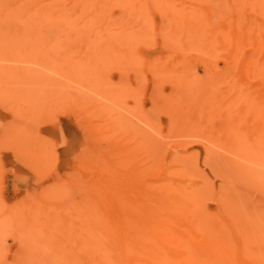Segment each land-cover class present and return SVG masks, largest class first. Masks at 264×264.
Here are the masks:
<instances>
[{
    "label": "rangeland",
    "instance_id": "obj_1",
    "mask_svg": "<svg viewBox=\"0 0 264 264\" xmlns=\"http://www.w3.org/2000/svg\"><path fill=\"white\" fill-rule=\"evenodd\" d=\"M89 1L105 8L111 20L115 18L114 24L109 21L112 23L109 29L120 31L127 21V27H123L128 28L127 31L115 30L116 36L109 33L108 37V33L103 32L108 28L94 34L89 31V36L87 29L83 32L82 28L81 32V26L71 27V30L66 14H74L75 19L81 3V9L86 13L80 12V16L94 11L86 0H0V264L88 263L90 259L83 251L84 243L98 238L91 235L99 230L97 219L100 217L103 225L114 228L123 225V216L127 213L132 218L128 220L126 216V223L143 226L140 219L145 212L142 202L146 198L141 189L154 188L165 178L164 173H170L171 183L180 187H176V191L188 194L183 196L190 205L184 202L181 192L173 195L176 191L173 189L175 184H172L169 191L177 201H172L175 214L190 216L196 227L204 231L203 240L193 243L196 263L228 264L231 258L229 251L233 247L229 241L232 239L227 241L230 248L226 249L227 252L222 250L223 253H217L208 240L214 239L215 233L217 236L218 227L229 236V222L233 223L234 229L241 228L242 235L248 236L244 239L245 245L244 242L239 243L241 238L237 236L232 251L235 261L245 256L252 264H264V160L255 157L247 161L231 154L234 151L237 155H244L250 146L249 141L259 132L262 134L258 142L264 146L260 120H264L263 30L262 39L257 35H260L258 28L261 30L264 26V16L261 15L264 3L262 0ZM87 7L89 10H85ZM110 9H113L111 14L108 13ZM130 10H136V13L140 10L139 15L133 12L129 17ZM145 11L150 18L145 19ZM185 11L196 14L195 19L205 21L204 25L207 21L206 25H209L205 27L207 33L205 41L200 44L203 47L199 45L201 48L198 46L200 32L197 31L204 27L198 19L197 25L194 24L192 15L189 20L194 23L188 20V16L180 20L179 17L185 15L181 16L179 12ZM173 13L178 15L172 18ZM117 18L128 20H122L116 28ZM170 18L174 19V25L169 26ZM149 19L154 24L150 23L154 31L148 25L151 32L146 24ZM76 20L75 23H81L84 19ZM139 20L140 26L141 23L144 25L142 30L146 27L149 37H152L147 40L149 42L145 39L147 43L143 40L147 37L146 30L143 31L145 35L143 32L139 35H144L142 39L138 38V33L135 34L141 30ZM210 25L219 29L214 31L213 28V34ZM176 26L187 30L184 33L182 29L183 34L178 32L184 39L187 32L193 38L197 29L198 36L194 39L200 41L189 46L186 45L188 38L182 40L180 37L185 43L180 40L183 43L181 47L180 43L179 48L175 47L176 43L171 49L168 44H172L171 39L176 37ZM191 31L194 32L193 37ZM166 32L173 36L164 42ZM226 32L232 34L229 33L228 40ZM210 36L219 38L217 41L221 43L216 44ZM220 37H224L226 42ZM256 39L257 42L254 41ZM208 42L210 46L214 45L212 50L208 48ZM215 45L219 47L215 48ZM200 52L207 53L203 55ZM235 58L238 62L233 61ZM183 59L187 61L183 62ZM228 107L230 113H227ZM193 118H198L200 125L197 120L194 123ZM230 119L231 123L228 122ZM228 124H232L230 134L225 135L227 131L222 134L221 129L225 127L227 130ZM236 133L242 135L241 139H236L239 138ZM215 137L219 143H215ZM258 142L256 146L252 143L256 149ZM244 146H248L245 151ZM238 149L244 152L239 153ZM250 151L252 155H258L254 150ZM262 151L258 152L262 154L259 156L264 155V149ZM147 167L154 172H146ZM111 185L112 190L108 188ZM195 196L198 200L193 205ZM121 205L125 209L122 214V208L118 209ZM120 220L122 222H118ZM84 225L90 227L85 228ZM105 237L101 235L98 239L100 242L104 239L102 244L108 250L107 242L111 238L106 237V242ZM81 238L86 240L82 242ZM60 239H65V242ZM109 242L113 244L111 240ZM144 242L143 251L148 250L149 244L148 239L144 238ZM80 243L83 250L79 249ZM134 247L130 248L131 258H144ZM219 249H223L222 246ZM108 251L116 252L111 248ZM147 259L145 262L148 264ZM133 260L129 264H142L140 260L135 263Z\"/></svg>",
    "mask_w": 264,
    "mask_h": 264
},
{
    "label": "bare ground",
    "instance_id": "obj_2",
    "mask_svg": "<svg viewBox=\"0 0 264 264\" xmlns=\"http://www.w3.org/2000/svg\"><path fill=\"white\" fill-rule=\"evenodd\" d=\"M88 3H89V8H92L94 11H92L91 9V12H88V15H84L86 12L85 11H82V9H81V7H82V3L80 4V10L79 11H77L78 13H76L78 16L77 17H75V19H77V20H79V19H81V20H83L81 23H75V19H73V17L75 16L73 13V16L71 15V13L69 14H66L67 15V24H68V26H69V28L72 30V28L73 27H80L81 26V28H80V30L82 29V28H84V30H83V32L85 31V29H87L86 30V34L88 35V32L90 31V33H93L94 34V32H97L98 33V30H99V32H100V30L102 29H106V28H111L112 26H110V25H112V23L114 22V20H115V18L113 17L112 18V20H111V17H109L108 15H106V9L105 8H103V7H101L100 5H97V6H100V8H98L97 6H96V4L95 3H91V1H89V0H86ZM141 1V0H140ZM156 1V0H155ZM263 1V2H262ZM261 1V3H264V0H262ZM124 2H126V1H124ZM256 2V1H255ZM85 3V2H84ZM91 3V4H90ZM99 3V2H98ZM261 3H260V5H261ZM87 4V3H86ZM95 4V5H94ZM101 4V3H100ZM124 4V3H123ZM126 4V3H125ZM250 4V3H249ZM257 5H258V2L256 3ZM90 5H94V6H96L97 8H95L94 6L92 7V6H90ZM202 5V4H201ZM242 5V4H241ZM240 5V6H241ZM244 5V4H243ZM103 6V5H102ZM159 6V5H158ZM105 7V6H104ZM108 7V6H107ZM234 7H235V5H234ZM252 7H255V5L254 6H252ZM89 8L87 7V8H85V10L86 9H88L89 10ZM101 8H102V10H101ZM159 8V7H158ZM181 8V7H180ZM183 8V7H182ZM185 8V7H184ZM257 8H259V7H257ZM97 9V10H96ZM162 9V8H161ZM166 9V8H165ZM169 9V8H168ZM255 10H256V8H254ZM261 9V8H260ZM260 9H259V11L258 12H260ZM77 10V9H76ZM76 10H74V12H76ZM181 10V9H180ZM106 11V12H105ZM110 11H112L113 12V9L111 10H108V13H110ZM140 12V10H137V12ZM160 11V10H159ZM164 8H163V11H162V13H164ZM173 11V10H172ZM175 11V10H174ZM182 11V10H181ZM195 11V10H194ZM228 11H229V8H228ZM69 12V11H68ZM71 12V11H70ZM80 12L82 13H84L83 15H84V17L85 18H83V15H79L80 14ZM130 12L132 13H130L129 14V17H131L134 13H136V10L134 11V10H130ZM134 12V13H133ZM139 12L138 13H136V15H139ZM146 13V15H145V19L146 18H150V16H149V14L147 13V11H145ZM199 12V11H198ZM262 12L264 13V11H263V8H262ZM65 13H67V11H65ZM159 13V12H158ZM180 14H181V16L184 14L185 16L183 17H179L180 18V20L183 18H185L186 16H188V20H189V17L191 18V13L189 12H187V11H185V13L184 12H179ZM186 13L188 14V15H186ZM229 13V12H228ZM254 13V12H253ZM261 13V12H260ZM263 13L261 14L262 16H264L263 15ZM111 14V13H110ZM179 14V15H180ZM189 14H190V16H189ZM201 14H203V12L201 13ZM240 14V13H239ZM121 15V14H120ZM123 15V14H122ZM148 15V17H146ZM174 15H178L177 13L175 14V13H173V15H172V18H174L173 16ZM80 16V17H79ZM106 16H108V17H106ZM113 16V15H112ZM114 16H116V15H114ZM124 16V15H123ZM142 16V15H141ZM169 16V15H168ZM193 17H192V20L194 21V19H195V17L194 16H196L197 17V15L196 14H193L192 15ZM209 16V15H208ZM207 16V17H208ZM119 17V16H118ZM127 17V16H126ZM138 17V16H137ZM161 17V16H160ZM204 17L205 16H203V19H204ZM83 18V19H82ZM128 18V17H127ZM136 18V16L134 15V17H133V19H135ZM139 18V17H138ZM172 18H170L169 20V22H170V24L169 23H167V28H168V24H169V26L173 23V25H174V19L173 20H171ZM176 18V17H175ZM187 18V17H186ZM119 18H117V20H118ZM129 19V18H128ZM128 19H126V20H128ZM133 19H131V20H133ZM140 19V18H139ZM198 19V18H197ZM197 19H195V23L192 21H190L191 23H194V24H196V21H197ZM205 19H206V17H205ZM237 19H238V17H237ZM76 20V21H77ZM100 20H103V21H101V25H100ZM116 20V21H117ZM122 20H124V19H122ZM122 20H118L117 22H118V24H117V22L115 23V25H116V28H117V25H121V23L123 22ZM126 20H124V21H126ZM167 20V19H166ZM198 20H200L201 21V19H198ZM210 20H212V18L210 19ZM97 21H98V23H97ZM109 21H111L112 23L110 24V22ZM119 21H120V23H119ZM142 21H143V18H142ZM148 21H149V23H148ZM148 21H146V24H147V26L148 25H150V28H151V31H154L153 30V28H152V25L151 24H153V22L151 23V21H150V19L148 20ZM173 21V22H172ZM177 21H178V18H177ZM209 21V20H208ZM102 22L104 23L103 25H102ZM139 23V26H140V20L138 21ZM144 22H145V20H144ZM199 22V21H198ZM197 22V23H198ZM205 22V21H204ZM203 22V20L200 22V23H202V26L201 27H204V28H202L203 30H201V31H203V33H205V34H203L202 35V32L201 31H197V29L194 31L195 32V34H194V37H196L197 38V36H198V33L200 34V36H199V39L201 40H199L198 39V41H200V43L197 41V39L195 38L194 39V37H193V33L194 32H192V37L193 38H191V36H189V34H187L186 33V35H187V37L186 38H188V39H186V45H189L190 46V44L192 43V45H193V43L196 41V42H198V46L202 43V41H205V39H204V37L206 38V36H204V35H206V29H205V27L206 26H209V25H206V23H207V21H206V23H205V25L203 24L204 23ZM151 23V24H150ZM177 23V22H176ZM200 23H198V25L200 26ZM209 23L211 24L212 22L211 21H209ZM114 24V23H113ZM126 24H127V21H126V23L125 24H122V29H120V31L121 30H123V32L126 30V29H128V28H123L124 26L125 27H127L126 26ZM177 24H179V23H177ZM141 25H142V27L144 26L142 23H141ZM166 25V24H165ZM181 25L183 26V23H181ZM197 25V24H196ZM249 25V24H248ZM252 25V24H251ZM114 26V25H113ZM137 26V25H136ZM135 26V27H136ZM139 26H137L138 28H139ZM146 26V25H145ZM153 26H154V24H153ZM181 26V28H179V27H177L176 26V28L178 29V30H176V28H175V30L177 31V33L176 32H174V36L176 35V37L178 38H172V36L171 35H168V34H172V32H171V30H170V33H168V32H166L165 34H167V35H165L164 36V42H165V40H168L167 39V37H169V38H172L171 39V43L173 44H168V46H172V48L171 49H173V47H174V45H176V43H177V46H175V47H177V48H179V43H180V47H181V45L183 44V43H185V42H183L182 40H185L181 35L183 34V32L185 33L187 30H185V29H183L184 27H182ZM72 27V28H71ZM142 27L140 26V28H141V30H142ZM159 27V26H158ZM161 27H164V25L163 26H161ZM173 27V26H172ZM212 27V33H213V26L212 25H210V28ZM237 27V26H236ZM252 27V26H251ZM264 27V26H263ZM263 27H261V30H260V28H258V30L260 31V35L259 34H257L258 35V37H257V35H256V38H258V39H262L260 36H262L261 35V32H262V30H263V32L262 33H264V28ZM138 28H136V29H138ZM146 27H144V30H140L141 31V33H140V31L138 30V31H136V33L135 34H137L138 33V38L140 37L141 38V36H139L140 34H143L144 32L143 31H145L146 30V35H145V33H144V35L145 36H147V37H143L144 39V41H145V39H146V41L150 38H152V37H149V36H151V35H149L148 33H150L151 31H150V28H149V26H148V28H149V31L150 32H148L147 31V28L145 29ZM198 28H200V27H198ZM208 28V27H207ZM248 28H250L249 26H248ZM181 29V30H180ZM185 30V31H183V30ZM201 29V28H200ZM216 29H219V27L218 28H214V31L216 30ZM221 29V28H220ZM224 29V28H223ZM237 29H238V27H237ZM110 30L111 29H109V30H103V32H105V33H108L106 36H108L109 37V33H110V35L113 33L114 34V36H116L115 34L116 33H114V31L116 30V29H112L111 30V32H110ZM157 30V29H156ZM174 30V31H175ZM209 30V29H208ZM247 30V29H246ZM258 30H257V32H258ZM109 31V32H108ZM116 31H119V30H116ZM115 31V32H116ZM119 31V32H120ZM127 31V30H126ZM183 31V32H182ZM196 31L198 32V33H196ZM219 31V30H218ZM252 30L250 29V32H251ZM81 32H82V30H81ZM143 32V33H142ZM159 32H162V31H160L159 30ZM165 32V31H164ZM180 32H182V34H179ZM190 32V31H189ZM210 32V31H209ZM217 32V31H216ZM215 32V33H216ZM222 32V31H221ZM248 32H249V30H248ZM104 33V34H105ZM122 33V32H121ZM133 33V34H134ZM230 33V32H229ZM229 33H227L226 32V34H228L227 36H225V38H227V40H228V38H230L229 36L230 35H232L231 33H230V35H229ZM259 33V32H258ZM99 34H101V33H99ZM118 34V33H117ZM179 36H178V35ZM214 34V33H213ZM253 34V33H252ZM82 35V34H81ZM103 35V34H102ZM210 35H212V34H210ZM223 35V34H222ZM89 36V35H88ZM183 36H185V35H183ZM239 36V35H238ZM246 36V35H245ZM264 36V35H263ZM113 37V36H112ZM166 37V38H165ZM180 37L181 38H183L182 40L180 39ZM210 37H212L213 38V36H210ZM217 37V36H216ZM241 37V36H240ZM82 38V37H81ZM88 38H90V37H87V39ZM101 38V37H100ZM114 38V37H113ZM121 38V37H120ZM207 38H209V37H207ZM220 38H223L224 39V37H220ZM85 39V38H84ZM92 39V38H91ZM90 39V40H91ZM97 39V38H96ZM104 39V38H103ZM106 39H107V37H106ZM115 39H116V37H115ZM130 39V38H129ZM131 39H133L132 37H131ZM142 39V38H141ZM173 39H174V43H173ZM176 39V40H175ZM191 39V40H190ZM194 41H193V40ZM210 39V38H209ZM214 40H215V42H216V44H217V42H219V41H217V39H219V38H213ZM93 40V39H92ZM98 41H99V38L97 39ZM135 40V39H134ZM140 40V39H139ZM143 40H141V42H143ZM183 42H181V41ZM207 40V39H206ZM245 40V39H244ZM82 41V40H81ZM85 41V40H84ZM89 41V40H88ZM106 41V40H105ZM110 41V40H109ZM113 41H114V39H113ZM145 41V43H147V42H149V41H147L146 42ZM176 41H178V42H176ZM189 41H191L190 43H188ZM193 41V42H192ZM220 41H222V40H220ZM232 41H233V39H232ZM232 41H231V43H232ZM243 41V40H242ZM254 41H256L257 42V39L256 40H254ZM92 42V41H91ZM100 43H101V41H99ZM207 42V41H206ZM223 42L225 43L226 41H225V39L223 40ZM244 42V41H243ZM252 42V41H251ZM84 43V42H83ZM103 43H104V41H103ZM137 43H140L139 41H137ZM204 44H206L205 42H203ZM219 43H221V42H219ZM94 44V43H93ZM106 44V43H105ZM210 43L208 42V48L210 49V50H212L211 48H213L214 47V45L213 44H211V46L209 45ZM229 44V43H228ZM86 45H88V43L86 44ZM85 45V46H86ZM195 45V44H194ZM219 45V44H218ZM232 45V44H231ZM234 45V44H233ZM84 46V47H85ZM195 46H197V44L195 45ZM201 47H203L202 45H200ZM199 46V47H200ZM213 46V47H212ZM221 46V45H220ZM183 47V46H182ZM192 47V46H191ZM191 47H189V48H191ZM200 47V48H201ZM219 47V46H218ZM216 45H215V48H218ZM222 47V46H221ZM193 48V47H192ZM224 48V47H223ZM228 48V47H227ZM167 49H168V47H167ZM180 51L182 50L181 48L179 49ZM194 50V49H193ZM206 50V49H205ZM230 50V49H229ZM228 50V51H229ZM178 51V50H177ZM216 52H217V50H215ZM215 51H212V53L214 52V54H215ZM232 51V50H231ZM254 51V50H253ZM183 52H185V51H183ZM201 53V52H200ZM203 53V55L204 54H206L207 52H202ZM201 53V54H202ZM227 53V52H226ZM242 53V52H241ZM240 53V54H241ZM255 53V52H254ZM230 55H231V53H230ZM254 55H256V54H254ZM259 55V54H258ZM182 56V55H181ZM186 56H187V54H186ZM186 56H185V58H186ZM239 56V55H238ZM238 56H237V58H238ZM173 57V56H172ZM219 57V56H218ZM224 57H228V56H224ZM235 57V56H234ZM233 57V58H234ZM252 57V56H251ZM250 57V58H251ZM257 57H259V56H257ZM182 58H184V57H182ZM210 58V57H209ZM214 59L216 58V55L213 57ZM153 59V58H152ZM223 59V58H222ZM238 59H240V56H239V58ZM238 59H234L233 61H235L236 62V60H237V62H238ZM182 60V59H181ZM208 60V59H207ZM228 60H230V59H228ZM251 60L252 59H250V62H251ZM257 59H255V61H256ZM152 61V60H151ZM153 61H155V59L153 60ZM184 61H187V59H183V62ZM227 61V60H226ZM181 62V61H180ZM232 62V61H231ZM249 62V61H248ZM262 62V61H261ZM154 63V62H153ZM151 64V65H154V64ZM179 63V62H178ZM230 63V62H229ZM252 63V62H251ZM257 63V62H256ZM263 63V62H262ZM231 64V63H230ZM233 64V63H232ZM259 64V63H258ZM181 65V64H180ZM246 65V64H245ZM244 65V66H245ZM248 65H249V63H248ZM260 65V64H259ZM155 66H156V63H155ZM155 66H153V67H155ZM247 66V65H246ZM260 66H262V65H260ZM235 67V66H234ZM156 68V67H155ZM247 68H249V67H247ZM70 69V68H69ZM237 69V68H236ZM262 69H263V67H262ZM264 70V69H263ZM72 72V71H71ZM69 73V72H68ZM79 77V76H78ZM76 80V79H75ZM92 82V81H91ZM188 90V89H187ZM184 93V92H183ZM186 93V92H185ZM177 94V93H176ZM178 94H180V93H178ZM239 103V102H238ZM248 103V102H247ZM247 103L245 104V105H247ZM249 103H251L250 101H249ZM204 104V103H203ZM207 104V106L209 105L208 103H206ZM243 104V105H244ZM252 105H253V103H251ZM256 104V103H255ZM254 104V106L256 107L257 105H255ZM196 105V104H195ZM202 105V104H201ZM228 106H229V103L227 104ZM234 105V104H233ZM242 105V106H243ZM244 105V106H245ZM206 106V105H205ZM251 106V105H250ZM231 107V106H230ZM246 107H248V106H246ZM233 108V107H232ZM243 108V107H242ZM210 109V108H209ZM247 109V108H246ZM245 109V110H246ZM231 110V109H230ZM229 107H228V111L227 110H225V112L227 111V113H230L229 111ZM234 110V109H233ZM232 110V111H233ZM240 110V109H239ZM198 111H199V109H198ZM205 111V110H204ZM241 111V110H240ZM200 112V111H199ZM201 112H202V109H201ZM210 112V111H209ZM215 112V111H214ZM211 113V112H210ZM245 113V112H244ZM244 113H243V115H244ZM213 114V113H212ZM246 114H247V112H246ZM208 115V114H207ZM209 115H211V114H209ZM208 115V116H209ZM214 115V114H213ZM213 115H212V117H213ZM242 115V114H241ZM242 115V116H243ZM207 116V118H209L210 119V117H208ZM215 116V115H214ZM236 116V115H235ZM234 116V117H235ZM245 116H247L248 117V114L247 115H245ZM198 117H201V116H199L198 115ZM232 117V116H231ZM237 117V116H236ZM250 117V116H249ZM255 117H257V116H255ZM262 117V116H261ZM195 118V117H194ZM193 118V119H194ZM264 118V117H263ZM198 119V118H197ZM197 119H194V123H195V120H197ZM214 119V118H213ZM237 119V118H236ZM240 119V118H239ZM243 119H244V117H243ZM199 120H201V118H199ZM206 120V119H205ZM253 120H255L254 118H253ZM260 120H262L261 121V123H262V127H264V120L261 118ZM259 120V121H260ZM175 121V120H174ZM198 121V120H197ZM196 121V123H198ZM207 121V120H206ZM205 121V122H206ZM228 121V120H227ZM238 121V120H237ZM189 122V121H188ZM193 122V121H192ZM228 122H230L231 123V119H230V121H228ZM227 122V123H228ZM240 122V125H241V121H239ZM253 122H255V121H252V123ZM258 122V121H257ZM179 123H181V122H178V124ZM184 123H186V122H184ZM209 123H212V120L209 122ZM226 123V124H227ZM260 123V122H259ZM181 124H183V123H181ZM188 124H190V123H188ZM187 124V125H188ZM199 125H200V122L198 123ZM251 124V123H250ZM184 126L183 127H185V124H183ZM191 125V124H190ZM207 125V124H206ZM211 125V124H210ZM231 125L232 124H228V126L226 127L227 128V130L225 129V127H224V130L223 129H221L222 131H223V133H222V131H221V133L222 134H224V132H226L225 133V135L227 134V135H229L230 134V128L229 127H231ZM239 125V126H240ZM259 125H261V124H259ZM158 126V128H159V125H157ZM194 126V125H193ZM195 126H196V124H195ZM226 126V125H225ZM233 126H235V125H233ZM258 126V125H257ZM168 127V126H167ZM192 127V126H191ZM197 127H198V125H197ZM206 127V126H205ZM208 127V126H207ZM261 127V129L264 131V128H262ZM157 128V129H158ZM178 128V127H177ZM196 128V127H195ZM234 128H236V126L234 127ZM172 128H170V130H171ZM181 129H182V127H181ZM184 129H188V128H184ZM194 129V128H193ZM200 130H201V128H199ZM169 130V131H170ZM189 130H190V128H189ZM196 130V129H195ZM199 130V131H200ZM206 130V129H205ZM259 130V129H258ZM258 130H257V132H258ZM173 131H175V130H173ZM207 131H209V129L207 130ZM262 131V132H263ZM211 132V130L209 131V133ZM256 132V133H257ZM201 133V132H200ZM208 133V132H207ZM220 133V134H221ZM229 133V134H228ZM212 134V133H211ZM216 134H217V132H216ZM237 134V136H239V138L237 137L236 139L237 140H239V139H241L240 137H242V135H238V133H236ZM262 133L261 132H259V134L257 133V136H255L256 138H251L252 140L251 141H249V144H250V146L252 147L253 145H252V143H254V145L255 144H257V142H258V139L260 138L259 136L261 135ZM204 135V134H203ZM210 135V134H209ZM253 135V134H252ZM251 135V136H252ZM210 136H208V137H206V138H209ZM218 137V136H217ZM217 137H215L216 138V140H214L215 141V143H217L218 142V139H217ZM230 137V136H229ZM228 137V138H229ZM262 137V136H261ZM227 138V139H228ZM235 139V138H234ZM256 142H254V141ZM263 141H264V139H262ZM211 141V140H210ZM213 141V140H212ZM217 141V142H216ZM253 141V142H252ZM262 141V142H263ZM220 142V141H219ZM218 142V143H219ZM231 142V141H230ZM214 143V142H213ZM224 143H226V142H224ZM228 143V142H227ZM226 143V144H227ZM259 143H261L260 141L258 142V146H257V149L253 146V148L252 149H250V150H254L255 151V153H257L258 155H255L254 156V154L252 155L251 153V151L250 150H248L249 149V147H248V149H246L245 148V146H244V151H245V149H246V152H245V154L244 155H237L234 151H232L231 152V154H233V155H235V156H237V157H240L241 159H244V160H247V161H251V160H253L252 158H257V157H262V161L264 160V155L263 156H259L261 153H258L259 151H261L262 153H263V149L264 148H262V147H264V146H260L261 144H259ZM234 144H236V143H234ZM263 144H264V142H263ZM262 144V145H263ZM237 146H238V143H237ZM256 146V145H255ZM262 148V149H259L260 147ZM221 147V146H220ZM250 147V148H251ZM259 147V148H258ZM228 149L230 148V146L229 147H227ZM228 149H227V152H228ZM256 149V150H255ZM259 149V150H258ZM239 150V149H238ZM237 150V151H238ZM242 149L241 150H239V153L242 151V152H244ZM247 150H248V152H247ZM230 151V150H229ZM251 152V153H250ZM235 153V154H234ZM248 153V154H247ZM249 154H251V155H249ZM262 155V154H261ZM92 156V155H91ZM99 156V155H98ZM260 158H258L259 160H260ZM98 160V159H97ZM258 161V160H257ZM123 162V161H122ZM252 162H254V161H252ZM119 163H121V161L119 162ZM99 164V163H98ZM102 164V163H101ZM259 164V163H258ZM260 165H261V162H260ZM103 167H104V165H102ZM121 166V165H120ZM120 166H119V169H121L120 168ZM101 168L100 167V169H102V170H104V168ZM148 167H151L150 165L148 166ZM146 168V169H148V170H146V172H149L150 174H151V172L153 171V170H149V168ZM99 169V170H100ZM106 169V168H105ZM135 169V168H134ZM116 170V169H115ZM122 170V169H121ZM144 170V169H143ZM103 172V171H102ZM118 172H119V170H118ZM154 172V171H153ZM152 172V173H153ZM104 173V172H103ZM114 173V172H113ZM162 173H164L163 171H162ZM236 173V172H235ZM146 174V173H145ZM148 174V173H147ZM238 174V173H237ZM111 176H113V175H111ZM116 176V175H115ZM120 176V175H119ZM164 176H165V178L162 180V182L161 183H159L158 185H156L154 188H152V189H150L149 187L146 189V190H143V188L141 189L143 192H144V196H145V202L143 203L142 202V204H144V210H145V212H144V215H143V217H141V219H140V223H143L144 225L143 226H141V225H136V226H134V225H131L129 222H127L126 223V218H128V220H130V217L131 216H127V213L125 214V217L123 216V215H121L122 214V210H125L124 208H122V206L125 204V202H123L124 204L123 205H121V207H119L118 209H120V208H122V209H120V215H121V217L123 216V218H124V223H123V225L121 224V225H118L117 227L116 226H114V228H113V226H111V225H109L108 224V226H111V228H113V229H111V228H108L107 227V225H103V222L100 220V217L97 219V223L99 224V226H98V224H97V226H98V228H99V230L98 231H95L94 233H92L91 235H94L93 236V238H100V236L102 235L103 236V238H104V236H106V237H109V238H111V239H109V241L111 240V243H113V244H115V245H113V244H111L110 245V242L108 241L107 242V238L105 237V241L108 243V247H109V249L111 248V249H115V251H116V249H118L116 252H114V253H112L111 251H108L106 248H105V245H104V243L102 244V240H104L103 238H102V240H101V242L99 241L100 239H93L92 241H86V242H88L87 244H85L84 243V245H85V247L84 246H82V243H80L81 244V247H80V245H79V249L80 250H83V247H84V253H85V256L87 255L88 257H89V262L88 263H85V264H129V262H131L132 260H133V258H131V247L132 246H135V247H137V248H135V249H138V253L139 254H143L144 256H142V257H144V258H141V259H137L138 257H136V259H135V256L136 255H134V259L135 260H133L134 262L133 263H135V261L137 260L138 262H139V260H140V262H142V264L144 263H146L145 262V260L147 259V261L149 260V263L148 264H198V263H196L195 261H194V259H193V253H195V249H194V246H193V243H195V242H199V241H202L203 240V237H204V231L203 230H200L199 228H197L196 227V225H195V223L191 220L192 218L190 217V216H188V217H186V216H180V214H175L176 213V210L174 209V201H175V203L177 202L176 201V198L174 197L175 195L174 194H176V196L181 192L180 190H178V191H176L175 189H176V187L178 188V186L175 184V183H171V180H170V173H164ZM147 177V176H146ZM119 178V177H118ZM117 178V179H118ZM149 178H151V177H149ZM236 178H237V176H236ZM129 179V178H128ZM131 179V178H130ZM110 180V179H109ZM120 180V179H119ZM144 182H146V181H144ZM140 184V183H139ZM172 184H175L174 186V188L173 187H171V186H173ZM126 185V184H125ZM115 186V185H114ZM132 186V185H131ZM112 187V185L111 186H109L108 188H111ZM129 187V186H128ZM103 188V187H102ZM106 188V187H105ZM169 188V189H168ZM170 188H173L174 190V192L175 193H173L172 191V193H173V195L171 194V192L169 191L170 190ZM180 188V187H179ZM178 188V189H179ZM116 189H117V187H116ZM123 189V188H122ZM185 189H188V187L187 188H185ZM111 190H112V188H111ZM120 191V190H119ZM133 191V190H132ZM169 191V192H168ZM102 192V191H101ZM116 192H118V191H116ZM105 193V192H104ZM109 193V192H108ZM113 193V192H112ZM120 194H121V192H119ZM131 193V192H130ZM143 194V193H142ZM181 194V197L183 196V195H185L186 193H184V191L183 192H181L180 193ZM179 194V195H180ZM103 195V194H102ZM119 195V194H118ZM117 195V196H118ZM133 195V194H132ZM139 195H140V193H139ZM171 195L174 197H171ZM186 195H188V194H186ZM111 196V195H110ZM113 196H115L116 197V195L113 193ZM112 196V197H113ZM120 196V195H119ZM103 197V196H102ZM186 196H183L182 198H183V200H184V202H188V200L186 201V199H184ZM190 197H192V196H190ZM189 197V198H190ZM121 198V197H120ZM188 198V197H187ZM177 199H179V197H177ZM195 200H193V205H196V203H195V201H196V199H197V197L195 196V198H194ZM119 200V203L118 204H120L121 203V200L120 199H118ZM180 200V199H179ZM183 200H180L181 202H183ZM191 200V199H190ZM198 200V199H197ZM173 201V202H172ZM181 202H180V206H182L181 205ZM197 202V201H196ZM116 204V203H115ZM128 203H126L125 205H127ZM179 203H177V205H178ZM183 204V203H182ZM188 204V203H187ZM117 205V204H116ZM130 205V204H129ZM140 205V204H139ZM184 205V204H183ZM188 205H190V204H188ZM128 206V205H127ZM124 207H126V206H124ZM141 208L143 207V205H141L140 206ZM178 207V206H177ZM126 208H128V207H126ZM130 208H132V207H130ZM114 210V209H113ZM143 210V211H144ZM129 211L130 210H128L127 212L129 213ZM132 211H134V210H131V212ZM142 211V212H143ZM88 212V211H87ZM119 212V211H118ZM86 213V212H85ZM115 213V212H114ZM90 214V213H89ZM99 214V213H98ZM130 214V213H129ZM135 214V213H134ZM91 216H92V213L90 214ZM93 215H96V217H97V213L95 214H93ZM113 215V214H112ZM114 215H116V217L115 218H118L117 216V214H114ZM132 215V214H131ZM90 216V217H91ZM133 216V215H132ZM88 217V216H87ZM89 217V218H90ZM93 217V216H92ZM91 217V218H92ZM112 217V216H111ZM114 217V216H113ZM186 217V218H185ZM89 218H87V221L89 220ZM115 218H114V222H116L115 221ZM132 218V217H131ZM263 218V217H262ZM109 220H110V218H109ZM127 220V221H128ZM192 222H191V221ZM133 221V220H132ZM85 222V221H84ZM106 222H107V220H106ZM112 222V221H111ZM118 222H122V220H120V221H118ZM135 222V221H134ZM91 223V222H90ZM105 223V222H104ZM129 223V224H128ZM136 223V222H135ZM86 225H88L87 224V222L85 223ZM112 224V223H111ZM138 224H139V222H138ZM229 224V226L227 227V230H228V228H229V230H230V233H229V236L228 235H226V233H224L223 232V230H222V228L221 227H218L216 230H217V236H216V233H215V235L212 237V238H214V239H209L208 240V243L209 244H212L211 246H213V248H214V250H216L217 251V253H221L222 252V250H223V252H224V250L227 252V250H228V248H230V245H231V247L233 246V247H235V244H236V242H237V236H239L241 239V241L239 242V243H243L244 242V239L246 240V238L248 237H245L246 235L244 234V235H242L244 232L242 231V234H241V228H238V229H234V225H233V227H232V224L233 223H227V225ZM83 225V224H82ZM86 225H84L85 226V228H88V227H90V226H86ZM113 225V224H112ZM91 226H94V225H92L91 224ZM68 227V226H67ZM235 227H237V226H235ZM84 228V229H85ZM72 229H73V227H72ZM239 229H240V231H239ZM97 230V229H96ZM216 230H215V232H216ZM92 232V231H91ZM76 233V232H75ZM82 234V233H81ZM87 234V233H86ZM85 234V235H86ZM214 234V233H213ZM247 234V233H246ZM57 235V234H56ZM79 235V234H78ZM78 235H76V237L78 236ZM54 237H55V235H54ZM92 237V236H91ZM231 237V238H230ZM58 238V237H57ZM56 238V239H57ZM69 238H71V237H69ZM84 238H87V237H84ZM83 238V239H84ZM89 239H90V237H88ZM144 238H145V240L146 239H148V246H147V249L148 250H146V249H144V251L142 250V248H144L145 246V243L146 242H144ZM228 238V239H227ZM55 239V238H54ZM73 239V238H72ZM75 239V238H74ZM82 238H81V241L83 240ZM219 239H220V241H219ZM229 239H232V240H230L229 241V243H230V245H229V243L227 242ZM61 240V239H60ZM59 240V241H60ZM67 240H68V238H67ZM66 240V241H67ZM86 240V239H85ZM85 240H83V241H85ZM112 240H115L114 242L112 241ZM149 240H150V242H149ZM211 240V241H210ZM213 240V241H212ZM215 240V241H214ZM224 242V244H223V242ZM61 241H64L65 242V239L64 240H61ZM60 241V242H61ZM69 242L70 241H72V240H68ZM82 241V242H83ZM236 241V242H235ZM58 242V241H57ZM63 242V243H64ZM68 242V243H69ZM75 242V241H74ZM74 242H72V243H74ZM77 242V241H76ZM211 242V243H210ZM235 242V243H234ZM246 242V241H245ZM245 242H244V245H245ZM71 243V244H72ZM214 243V244H213ZM238 243V244H239ZM61 244V243H60ZM71 244H68V245H71ZM58 245H59V243H58ZM66 245V244H65ZM229 245V246H228ZM242 245V244H241ZM67 246V245H66ZM113 246H118L117 248L116 247H114L113 248ZM217 246V247H216ZM219 246H222V248L223 249H219ZM232 247V249H231V251H229L230 252V254H231V258L230 259H228V261L229 262H227L228 264H252V261L251 260H249L248 258H246L245 256H243V257H240V258H238V263L235 261V258H234V256H235V253L234 252H232V251H234V248ZM68 248V247H67ZM73 248H74V246H73ZM72 248V249H73ZM82 248V249H81ZM212 248V247H211ZM61 249V248H60ZM69 249V248H68ZM70 249H71V246H70ZM69 249V250H70ZM78 249V248H77ZM76 249V250H77ZM175 249V250H174ZM210 249V248H209ZM227 249V250H226ZM74 250V249H73ZM79 250V251H80ZM133 250V249H132ZM212 250V249H211ZM213 250V251H214ZM174 251H176L175 253H173ZM177 251L178 252H180V253H178V254H176L177 253ZM68 252V251H67ZM70 252V251H69ZM81 252V254L83 255V252L82 251H80ZM132 252H134V251H132ZM222 252V253H223ZM66 253V252H65ZM137 253V254H138ZM173 253V254H172ZM62 254V253H61ZM77 254V253H76ZM112 254H114V255H112ZM174 254H176V255H174ZM224 254H226V253H224ZM58 255V254H57ZM73 255V254H72ZM78 255V254H77ZM80 256V257H83V256ZM219 255H221L220 257H222L223 258V256H222V254H219ZM232 255H233V257H232ZM70 256V255H69ZM87 257V258H88ZM146 257V258H145ZM220 257H217V258H219V260H220ZM87 258H85V260L87 259ZM140 258V257H139ZM221 258V259H222ZM225 258V257H224ZM142 259H144V260H142ZM252 259V258H251ZM225 260V259H224ZM67 261V260H66ZM76 261V260H75ZM136 261V262H137ZM144 261V262H143ZM85 262V261H84ZM253 262H255L256 263V261H255V259L253 258ZM66 263V262H65ZM72 263H73V261H72ZM71 263V264H72ZM224 263H225V261H224ZM141 264V263H140ZM147 264V263H146ZM202 264H206V262H202ZM226 264V263H225Z\"/></svg>",
    "mask_w": 264,
    "mask_h": 264
}]
</instances>
